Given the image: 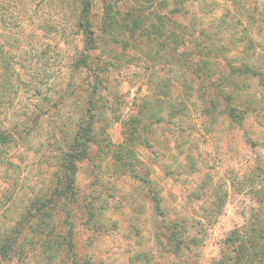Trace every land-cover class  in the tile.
Here are the masks:
<instances>
[{
	"label": "rangeland",
	"instance_id": "rangeland-1",
	"mask_svg": "<svg viewBox=\"0 0 264 264\" xmlns=\"http://www.w3.org/2000/svg\"><path fill=\"white\" fill-rule=\"evenodd\" d=\"M20 1L28 5L22 14L26 31L33 29L37 35L32 41L43 43L35 49L31 42L33 62H42L40 48L48 43L53 84L59 95L63 93L55 99L62 108L39 119L26 146L9 149L13 165L8 174H0V229L48 185L56 154L51 145L53 119L77 120L81 105L76 106L91 99L98 104L94 137L87 158L78 164L75 196L68 201L74 207L78 264H213L231 230L264 217V110L254 108L241 124L233 121L217 87L211 90L210 84H202L201 73L193 76L184 64L175 62L163 50L169 49L166 43H149L143 35L150 31L145 27L155 22H164L168 31L169 9L178 1L188 8L178 21L193 25L189 33L196 42L224 20L217 26L221 33L225 24L239 34L248 27L264 50V21L256 17L264 0H93L90 17L97 41L92 45L91 67H75L72 72L68 63L81 57L85 48L83 35L73 28L67 1ZM17 3L0 0L8 12ZM236 10L254 14L241 16ZM136 11L145 18L137 20L130 32ZM110 13L116 15L113 23H119L115 31L107 25ZM222 38L225 42L226 35ZM191 53L187 51L186 59L197 65L198 58ZM223 63L218 60L213 66L224 71ZM168 77L173 80L170 95L164 81ZM248 83L249 95L264 99V88L255 79ZM159 88L167 95L161 101L154 93ZM29 98L33 96L25 94L21 103L31 102ZM244 98L242 94L236 99ZM157 196L162 214L156 211ZM61 219L59 215L55 221ZM175 220L188 227L183 239L189 249L169 246V226ZM46 224L41 221L37 229ZM192 236L195 244L187 240ZM29 238L20 240L18 249L1 264H50L39 254L35 237ZM67 258L51 264H70Z\"/></svg>",
	"mask_w": 264,
	"mask_h": 264
},
{
	"label": "trees",
	"instance_id": "trees-1",
	"mask_svg": "<svg viewBox=\"0 0 264 264\" xmlns=\"http://www.w3.org/2000/svg\"><path fill=\"white\" fill-rule=\"evenodd\" d=\"M66 1L74 17L73 28L77 35L80 33L83 35L85 48L83 49L85 53L79 58L73 57L68 67L71 68V72L75 67L89 69L92 60V45L97 41L90 17L93 0ZM12 10L10 12L4 10L0 4L2 32L0 35V174L3 176L8 174L7 168L13 165L9 159V149L26 146L39 119L50 115L51 111L56 112L62 108L61 101L57 100L63 96V93L59 95V90L55 89L57 86L53 84L55 73L49 63L50 55L46 49L48 43L44 48H40L44 57L42 62L38 64L32 60L34 48L32 49L31 42H34L32 38H36L37 34L33 29L26 31L24 25L22 14L28 10V5L19 0ZM236 11L241 12L242 10ZM253 11L243 10L240 14L243 16L247 13L253 16ZM186 13H188L187 6L177 1L169 9V30H166L164 22H162L163 25L155 22L145 27L150 31L143 35V39L146 38L149 43L158 44V40L162 44L166 43V48L169 49L163 50L169 51V56L173 57L175 62L184 64L193 76L201 73L199 78L202 84L207 82L211 90L214 91L217 87L218 94L225 102L228 117L233 121L241 124L254 108L259 107L264 110V99H253L252 95H249L250 83H248L251 79H255L259 86L264 88V50L258 48L262 47L263 42L258 41L251 32H248V27L241 30L239 34L232 33L230 28H227L229 25L225 24L224 31L222 30L221 33L217 26L224 20L219 21L215 27L216 30L210 36L202 33L203 39L196 42V37H191L189 33L193 25H181L178 21ZM257 14L256 17L263 22L264 6L257 11ZM115 17L114 13L106 16L107 25L110 30L114 31L115 26L119 24L113 23ZM143 17L140 11L133 14L131 19L134 20L129 28L130 32L136 29L137 20L143 22ZM214 22H218V19ZM253 24L252 22L251 25ZM119 33L127 37L123 31L120 30ZM223 34L226 35L225 42L222 40ZM42 44L34 42L33 46L35 45L37 49L36 45L41 47ZM8 46L11 49H8ZM179 47L184 49L179 52ZM188 50L192 52L191 57L198 58L197 65L186 59L185 55ZM218 60L224 62V71L221 70L220 65L215 67ZM100 62L103 61L100 60ZM217 72L219 74L214 77ZM168 78L164 81L169 85L170 95L173 80ZM100 83L99 80L98 84ZM189 84L188 87L191 88ZM154 93L160 101L162 97L167 96L162 89L154 90ZM25 94L32 95L33 98H29L31 102L23 104L21 97ZM242 94H245L247 98L237 101ZM97 105L91 99L86 105L79 103L76 107L80 106L79 111L81 112L77 120L73 122H62L57 117L53 119L50 133L54 136V140L51 145H54L53 149L56 150V154L53 156L55 163L48 185L39 188L20 214L18 213V217H10L9 223L0 229V264L10 259L11 253L18 249L19 241L27 235L31 240L35 237L34 243L41 249L38 252L48 263L51 264L52 261L66 255L70 264H78L74 250L75 230L71 220V210L74 207L70 206L68 201H72L75 196L73 185L76 181L78 164L87 158L89 146L93 141L94 115L97 113ZM151 116L160 120L157 113H151ZM134 118L140 117L134 116ZM56 132H59V135L56 136ZM212 206L213 208L219 207L213 203ZM156 211L162 214L160 196L156 198ZM59 215L62 219L57 223L55 219ZM33 221H35L34 225L37 224L35 229L31 228ZM41 221L47 224L37 229ZM252 222L231 230L220 257L213 264H264V217L259 218L258 216ZM184 234L188 235V227L183 220L173 221L169 226V246L174 250L180 247L189 249L188 245H184ZM187 240L190 244L196 243L195 236Z\"/></svg>",
	"mask_w": 264,
	"mask_h": 264
}]
</instances>
